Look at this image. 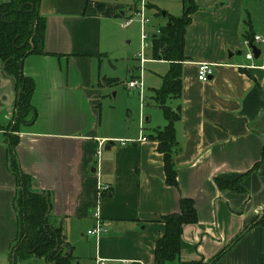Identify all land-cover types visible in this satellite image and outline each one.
<instances>
[{"label":"crops","instance_id":"crops-1","mask_svg":"<svg viewBox=\"0 0 264 264\" xmlns=\"http://www.w3.org/2000/svg\"><path fill=\"white\" fill-rule=\"evenodd\" d=\"M195 1L199 8L186 29L181 94L169 101L180 106L175 124L177 187L166 183L163 154L147 136L166 124L158 107L143 112L139 96L136 126L117 125L110 112L103 123L106 78L118 79L102 70L103 55L113 44L106 41L112 22L128 16L136 5L131 0L40 1L50 54L24 59L23 72L35 83L31 102L36 117L17 132L16 152L32 187L50 194L48 222L61 225L73 246L71 264H96L98 258L104 264H155V245L165 229L161 216L178 212L181 197L192 198L198 214L197 222L183 228L180 260L185 262L211 260L264 213V64L246 56L245 0ZM97 2H104L102 9ZM148 62L168 65L152 58ZM201 62L215 65L207 81L197 78ZM129 64L132 78L137 74ZM128 90L139 95L136 88ZM15 101L14 81L0 60V125L12 121ZM7 145L0 128V259L43 264L36 259L15 263L11 256L18 214ZM249 170L242 180L246 191L220 188L216 182ZM98 209L106 231L89 233ZM44 264L49 263L44 259ZM217 264H264V225L246 231Z\"/></svg>","mask_w":264,"mask_h":264},{"label":"trees","instance_id":"trees-1","mask_svg":"<svg viewBox=\"0 0 264 264\" xmlns=\"http://www.w3.org/2000/svg\"><path fill=\"white\" fill-rule=\"evenodd\" d=\"M41 0H3L0 2V60L7 76L13 79L16 91L15 111L8 125H0L8 140V168L16 178L15 204L18 214V235L11 246V256L15 263L18 260L42 258L49 264H71L75 258L73 246L66 240L61 225L53 226L48 222L52 210V199L46 191L32 187L31 176L20 166L16 146L19 141L17 132L26 123L36 117V109L31 99L35 89L34 79L23 72L24 59L31 54H50L45 47L46 18L40 14ZM182 12L179 15L165 12V21L158 27L157 33L151 36V57L168 62V70L162 75L159 88L153 89L150 103H156L166 119L164 126H157L147 134L148 138L157 141V150L163 154L166 183L178 186L174 153L177 146L176 122L180 118V106L173 108L169 101L177 98L182 90V63L188 59L185 55V34L192 22L193 14L199 6L195 0H180ZM102 9L104 2H97ZM148 7V6H147ZM133 9L137 10L138 6ZM132 9V10H133ZM244 31V39L255 35L249 20ZM108 84L116 83L117 78H106ZM258 165L254 166V169ZM252 170L233 180L216 178L220 188L246 191L242 180ZM48 194V196H46ZM180 210L161 216L165 229L157 240L154 249L155 264H217L225 251L257 224L264 225L262 217L252 221L236 238L209 261L203 259L182 261L180 251L182 232L185 224L195 223L198 214L195 202L190 197L180 198ZM48 212V213H47ZM47 213V215H46Z\"/></svg>","mask_w":264,"mask_h":264},{"label":"rangeland","instance_id":"rangeland-1","mask_svg":"<svg viewBox=\"0 0 264 264\" xmlns=\"http://www.w3.org/2000/svg\"><path fill=\"white\" fill-rule=\"evenodd\" d=\"M2 1L3 0H0V2ZM131 2V5H136L138 8L140 7L139 0H131ZM145 3L146 6H148L146 15L151 19L150 23L146 26V31L150 36L147 40L148 45L146 48V53H148L150 50L151 36L157 33L158 27L162 23L166 22L163 12L179 15L182 12L183 5L180 0H145ZM134 10L135 9L128 12V15L133 17V22L129 26H122L123 15L118 16L115 23L112 22L113 32H111L106 41H111L113 44H108L110 49H112L111 52L109 51L107 54L103 55L102 70L104 73H107V76L118 77V81L105 86V92L107 95L104 98L103 104V123L107 122V113L110 112L112 115V121L114 123L116 121L117 125L123 126L131 124L136 126L137 124L140 109L139 95L137 91L128 90L126 86V82L131 79V75L126 66L127 62L130 63L129 65L132 67L135 74H140V60L137 59V55L141 52L142 27L140 17L137 13H134ZM244 16V19L252 21L254 28L257 29L256 34L261 35V25L262 20L264 19V0H245ZM134 56L136 57L135 59L133 58ZM167 70V64L150 62L145 64L144 80L147 91L144 94L143 112L149 111L152 108L154 110L158 107V112L162 113L161 108L157 106L156 103L148 104L150 97L147 94L149 92L148 89L160 85L161 77ZM105 83L106 82L104 81V84ZM6 259L10 264H13L8 256ZM6 259H0V264H2V262L7 264ZM35 259L44 264V259Z\"/></svg>","mask_w":264,"mask_h":264},{"label":"built area","instance_id":"built-area-1","mask_svg":"<svg viewBox=\"0 0 264 264\" xmlns=\"http://www.w3.org/2000/svg\"><path fill=\"white\" fill-rule=\"evenodd\" d=\"M140 2V7L137 10H134V13H137L140 17V22H141V27H142V34H141V39H142V46H141V52L139 55H137V58L140 60V74L137 76L132 77L129 81L126 82V85L128 88H136L139 91V96L141 99V106L143 107L144 105V94H145V80H144V64L151 60V41H150V50L148 53H146V48H147V40L150 37L146 31V26L150 23L151 19L146 15V3L145 0H139ZM133 22V17L131 15L124 16L122 19V26L127 27ZM245 44L248 46L249 50L246 53L247 58L254 60V53L252 50L251 45L254 44L256 45L259 50V56L257 59H261L264 64V32L260 34H255L252 39H245L244 40ZM253 66V64H249L248 67ZM264 66V65H263ZM214 67L215 65L213 63L209 62H201L197 66V78L200 81H207L209 80L213 74H214ZM141 128L143 126V118H141ZM141 140H145V137L142 136L140 138ZM123 144H125L127 141L126 140H121ZM102 146V144H100ZM103 187L100 186V194L102 193ZM94 217L96 219V225L93 229L89 230V233H96L99 234L103 231H106V228L103 226L101 220H100V212L99 209L96 210L94 213ZM96 264H104V260L101 258L97 259Z\"/></svg>","mask_w":264,"mask_h":264},{"label":"water","instance_id":"water-1","mask_svg":"<svg viewBox=\"0 0 264 264\" xmlns=\"http://www.w3.org/2000/svg\"><path fill=\"white\" fill-rule=\"evenodd\" d=\"M163 15H165V12H163ZM251 47H252V50H253V53H254V57L257 59L258 56H259L260 50H259V48H258L256 45H254V44H252ZM230 55H231V53H230ZM46 196H48V194H46ZM47 213H48V212H47ZM47 213H46V215H47Z\"/></svg>","mask_w":264,"mask_h":264}]
</instances>
